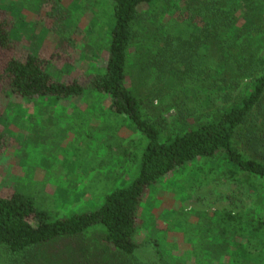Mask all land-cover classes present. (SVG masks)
Segmentation results:
<instances>
[{
	"label": "trees",
	"instance_id": "16d2710c",
	"mask_svg": "<svg viewBox=\"0 0 264 264\" xmlns=\"http://www.w3.org/2000/svg\"><path fill=\"white\" fill-rule=\"evenodd\" d=\"M112 6L109 42L94 47L93 56L101 58L106 51L107 59L103 66L93 65L88 85L56 78L45 60L32 53L10 58L5 73L12 90L26 97L68 98L88 90L109 95L110 109L127 115L148 139L138 175L107 193L98 208L62 218H51L24 193L0 196L3 264H145L136 256L142 199L161 178L198 158H210L212 164L196 174L192 187L227 180L255 192L263 188L264 0H112ZM97 14L89 30L98 24ZM11 30L10 21L0 19V51L11 47ZM132 55L137 62L131 63ZM135 70L140 81L154 78L159 84L167 78L171 89H191L200 107L218 98L230 102L243 79H252L253 87L215 119L163 139L148 118L149 101L139 94L138 83L127 84ZM165 91L156 86L146 97ZM4 136L0 129V147ZM175 212L170 211V228L182 232L185 249L182 257L162 264H197L207 252L212 263L235 253L233 263L244 264L246 251L262 253L264 241L255 242L264 222L252 213L202 212L188 220L182 212L178 220ZM43 248L56 251L48 255Z\"/></svg>",
	"mask_w": 264,
	"mask_h": 264
},
{
	"label": "rangeland",
	"instance_id": "374dc122",
	"mask_svg": "<svg viewBox=\"0 0 264 264\" xmlns=\"http://www.w3.org/2000/svg\"><path fill=\"white\" fill-rule=\"evenodd\" d=\"M96 13L98 24L89 30ZM112 17V0H0V19L10 21L13 36L11 47L0 51V129L5 135L0 147V196L24 193L51 218H62L98 208L107 193L128 186L138 175L139 155L148 139L127 115L110 109L109 95L88 90L68 98L26 97L12 90L5 73L10 58L24 59L32 53L45 60L56 78H77L88 85L93 65L103 66L107 59L106 51L101 58H93L94 47L108 44ZM261 52L264 55V49ZM137 60L130 57L131 63ZM139 76L135 70L128 75L127 84L138 83L139 94L149 101L148 118L163 139L215 119L253 87L252 79H243L230 102L218 98L211 106L200 107L191 89H171L167 78L158 84L154 78L140 81ZM156 86L167 91L146 97ZM211 164L210 158H198L146 192L136 237V256L141 262L162 264L183 256L184 235L170 228V211H176L178 220L183 218L182 212L192 220L196 213L241 211L264 222V179L260 192L227 180L192 187L196 174ZM31 222L37 224L34 218ZM258 236L255 244H262L264 232ZM261 250L258 255L241 252L244 264H264V245ZM43 251L49 255L56 250ZM207 254L202 253L196 263L234 264L235 253L213 263ZM187 264L195 263L187 260Z\"/></svg>",
	"mask_w": 264,
	"mask_h": 264
}]
</instances>
